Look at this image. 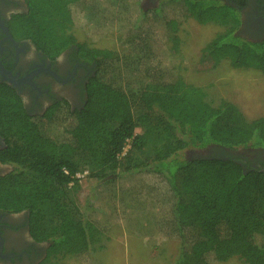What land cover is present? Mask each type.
Segmentation results:
<instances>
[{
	"label": "trees",
	"instance_id": "16d2710c",
	"mask_svg": "<svg viewBox=\"0 0 264 264\" xmlns=\"http://www.w3.org/2000/svg\"><path fill=\"white\" fill-rule=\"evenodd\" d=\"M140 1L28 0L24 30L38 47L58 53L80 25L99 35L116 31L121 50L91 48L98 69L81 109L50 108L34 118L18 105L0 108V160L13 165L0 177V210L29 211L31 234L49 242L41 264L66 257L92 264L91 252L115 224L150 229L142 236L152 242L178 240L176 264H264V163L244 169L231 156L177 158L209 143L264 148V117L233 123L234 105L214 104L205 87L175 71L187 19L224 28L203 51L232 68L264 73V37L237 35L239 12L220 1L171 0L147 10ZM82 170L95 181L81 217L66 198Z\"/></svg>",
	"mask_w": 264,
	"mask_h": 264
},
{
	"label": "flooded vegetation",
	"instance_id": "af4514ba",
	"mask_svg": "<svg viewBox=\"0 0 264 264\" xmlns=\"http://www.w3.org/2000/svg\"><path fill=\"white\" fill-rule=\"evenodd\" d=\"M216 1L238 10L240 24L235 33L241 38L247 36L260 41L264 37V0ZM160 2L141 0L140 6L146 10ZM28 11V0H0V108L18 105L34 118L43 116L50 108L81 109L87 98L86 87L98 69L91 55V48L97 46L75 35V41L58 53L54 52L57 46L49 51L38 47L25 34L24 19ZM5 148V138L0 132V157ZM241 148H244L241 156L230 155V149L214 143L184 153L191 155L187 160L231 156L244 169L264 163V148ZM200 150L209 154L197 152ZM12 169V164L0 160V177ZM48 247L49 242L36 240L31 234L27 209L0 210V264H41Z\"/></svg>",
	"mask_w": 264,
	"mask_h": 264
},
{
	"label": "rangeland",
	"instance_id": "374dc122",
	"mask_svg": "<svg viewBox=\"0 0 264 264\" xmlns=\"http://www.w3.org/2000/svg\"><path fill=\"white\" fill-rule=\"evenodd\" d=\"M168 1L171 0H161L162 4ZM80 13L76 11V15L79 17L78 20L83 25L85 24L84 16L81 17ZM126 13L128 14V12ZM139 17L140 20L147 19L143 14ZM223 29L222 26L213 23L198 24L191 19L184 21L178 31L181 40L178 53L180 54V66L175 71L180 73L186 83L205 87L208 97L213 100L214 104L224 100L234 105L236 113H229L235 119L233 123H248L254 118L264 117V73L253 69L232 68L224 60L214 63L209 58L203 51L204 46L216 33L223 31ZM72 31L77 38L90 40L97 47L121 50L116 31L99 35L92 31L90 26L80 25L75 26ZM243 37L252 41L256 40L253 37ZM166 45L170 47V42L167 41ZM178 54L176 53L175 56L177 57ZM173 63L177 64L175 61ZM226 121L228 119L220 122ZM135 132H140V129H136ZM128 147L127 144L124 149L125 152ZM243 149L238 147L228 151L230 155L241 156L244 155ZM185 150L178 153V159L191 157V155L184 153ZM197 152L205 155L209 154L203 152V150ZM77 179L79 187L76 191L68 192L66 203L76 216L82 217L89 214L86 204V192L95 180L88 175ZM149 230L141 229L135 224L131 226V230L123 224L113 225L105 233L99 242V246L91 252L92 264H176L183 256L178 240L157 238L152 242L149 237L142 236L144 233H148ZM186 261L187 259H183L181 264H188ZM63 263L79 264L72 257L64 258ZM212 264L243 263L237 258H232L226 262Z\"/></svg>",
	"mask_w": 264,
	"mask_h": 264
},
{
	"label": "built area",
	"instance_id": "2783aa9c",
	"mask_svg": "<svg viewBox=\"0 0 264 264\" xmlns=\"http://www.w3.org/2000/svg\"><path fill=\"white\" fill-rule=\"evenodd\" d=\"M127 146V145H126ZM125 146V147H126ZM125 149V148H124ZM124 150H123V152H122V154H121V156L124 154ZM86 175H88V171L87 170H82V171H80V172H78V173H76V178H80V177H83V176H86Z\"/></svg>",
	"mask_w": 264,
	"mask_h": 264
}]
</instances>
